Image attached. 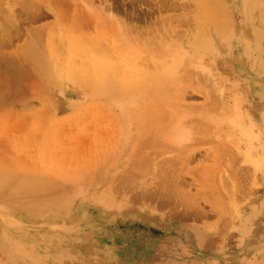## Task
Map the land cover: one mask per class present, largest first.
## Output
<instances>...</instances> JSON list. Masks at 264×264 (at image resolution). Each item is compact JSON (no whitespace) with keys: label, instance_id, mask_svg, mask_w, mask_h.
I'll return each mask as SVG.
<instances>
[{"label":"rangeland","instance_id":"1","mask_svg":"<svg viewBox=\"0 0 264 264\" xmlns=\"http://www.w3.org/2000/svg\"><path fill=\"white\" fill-rule=\"evenodd\" d=\"M48 3L0 0V264H264V0Z\"/></svg>","mask_w":264,"mask_h":264},{"label":"bare ground","instance_id":"2","mask_svg":"<svg viewBox=\"0 0 264 264\" xmlns=\"http://www.w3.org/2000/svg\"><path fill=\"white\" fill-rule=\"evenodd\" d=\"M20 1V0H19ZM34 1V0H33ZM42 1V0H41ZM36 2V1H35ZM43 2L46 4H49L48 3V0H43ZM13 3V2H12ZM16 3V2H15ZM19 3V2H18ZM36 3H38V2H36ZM170 3V2H169ZM203 3V2H202ZM42 4V3H41ZM164 4V3H163ZM10 5V4H9ZM112 5V4H111ZM241 5V4H240ZM43 6V5H42ZM56 6V5H55ZM114 6H115V4H114ZM113 6V7H114ZM47 7V6H46ZM49 7H51V6H49ZM128 7V6H127ZM166 7V6H165ZM164 7V8H165ZM66 8V7H65ZM162 8V7H161ZM238 8H240V7H238ZM53 9V8H52ZM109 9V8H108ZM127 9V8H126ZM12 10H13V8H12ZM55 10V9H54ZM113 10V9H112ZM52 11V10H51ZM160 11V10H159ZM11 12V11H10ZM118 12V11H117ZM114 13H115V11H114ZM112 11H109V18H110V21L111 22H115L117 19H116V16H115V14H114ZM137 13V12H136ZM135 13V14H136ZM9 14V13H8ZM16 14V13H15ZM73 15V14H72ZM130 15V14H129ZM137 15V14H136ZM13 16V15H12ZM135 16V15H134ZM138 16V15H137ZM130 17H133V15L132 16H130ZM249 17V16H248ZM28 18V17H27ZM145 18H147L146 16H145ZM16 19V18H15ZM129 19V18H128ZM131 19H133V18H131ZM17 20V19H16ZM119 20V19H118ZM199 20V19H198ZM105 21H107V19L105 20ZM21 22V21H20ZM121 22V21H120ZM123 22V21H122ZM17 23V22H16ZM124 23V22H123ZM132 23V22H131ZM67 26V25H66ZM111 26V25H110ZM108 27V26H107ZM124 27H125V25H124ZM120 28V27H119ZM110 29V28H109ZM134 29V28H133ZM125 30V29H124ZM127 30H128V28H127ZM15 31H16V34H15V36H17L20 32H19V28L18 27H15ZM113 31V30H112ZM121 31H123V30H121ZM120 32V31H119ZM122 33V32H121ZM125 33V32H124ZM13 36V35H12ZM48 36V35H47ZM121 37V36H120ZM1 38H2V44H7L8 43V41L10 40V36H9V28L8 27H5V28H3L2 30H1ZM14 38V37H13ZM61 49V48H60ZM114 56V55H113ZM80 60V59H79ZM3 65V64H2ZM1 71V70H0ZM56 71V70H55ZM55 74V73H54ZM4 76V75H3ZM2 77V76H1ZM27 79H28V81L30 82V81H33V79H34V76L32 75V74H29V76L27 77ZM55 79V78H54ZM85 82V81H84ZM32 85V84H31ZM77 85V84H76ZM190 114V113H189ZM173 116V115H172ZM4 118V117H3ZM172 118V117H171ZM173 119V118H172ZM7 121V120H6ZM171 121V120H170ZM156 134V133H155ZM163 142V141H162ZM164 144V143H163ZM63 149V148H62ZM61 152V151H60ZM151 152V151H150Z\"/></svg>","mask_w":264,"mask_h":264}]
</instances>
